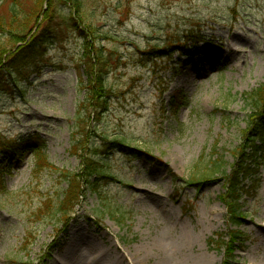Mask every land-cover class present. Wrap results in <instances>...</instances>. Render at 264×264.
I'll list each match as a JSON object with an SVG mask.
<instances>
[{
    "label": "rangeland",
    "instance_id": "1",
    "mask_svg": "<svg viewBox=\"0 0 264 264\" xmlns=\"http://www.w3.org/2000/svg\"><path fill=\"white\" fill-rule=\"evenodd\" d=\"M13 7L0 0V264H71L64 251L78 241L83 251L69 254L76 264H113L120 254L142 264H224L229 251L227 264H264V163L242 200L251 216L233 223L220 200L221 172L232 173L264 106L252 105L264 90V0ZM39 7L49 23L36 16ZM15 13L31 16L24 30L6 25ZM44 29L49 41L26 59ZM83 57L104 64L100 82L79 85ZM121 139L161 165L120 147ZM30 141L41 152H11ZM221 158L209 182L188 183L202 178L198 165ZM90 160L101 175L88 174ZM70 186L74 195L57 216Z\"/></svg>",
    "mask_w": 264,
    "mask_h": 264
},
{
    "label": "trees",
    "instance_id": "2",
    "mask_svg": "<svg viewBox=\"0 0 264 264\" xmlns=\"http://www.w3.org/2000/svg\"><path fill=\"white\" fill-rule=\"evenodd\" d=\"M12 1L14 3L13 9H16L18 7L20 8L22 4V0H12ZM34 1L37 4H41L45 1H48L50 2L51 7H55L58 3H62L65 6L70 5L71 7H74L78 12L80 11V7H82V0H34ZM21 8L24 9L25 7H21ZM39 8L40 9L36 16L40 15L41 17V15H43L42 14L43 9L42 7H39ZM20 14L21 13H18V14L15 13V15L12 16V19L8 23H6V25L7 26H10V25L18 26V27H21L22 30H24L25 29L24 24L26 25L28 24L29 22L28 19L30 20L31 16H29L27 13H23L22 14L23 18L21 19L19 17ZM25 16L27 17L25 18ZM43 16H45L46 22L49 23V13L47 12ZM46 28H47V25H46ZM45 29L44 31L41 32V34L37 38L34 37L32 43L29 44L28 47H26L28 51V52L25 51V53H27L26 59H30V55H29L30 53L35 54L39 52L42 49L45 42L49 41L50 37L47 36V31L45 32ZM21 32L16 33L14 43L21 41L22 39L20 38ZM44 36H47L46 40L43 39ZM13 37L14 35H12V38ZM173 44H171V46H177L180 43H173ZM204 55H206V57L208 58H212L209 60V62H214L216 65V68L218 69L225 68L226 64L223 62L222 59L221 60L219 59L217 62L218 57L216 54L205 53ZM1 59L2 57H0V60ZM11 60L12 59L10 58V61ZM92 62H93L92 58L87 57V60H86L83 57L82 62L79 64L78 69L82 70L79 73V78H78V82L80 86H84L85 82L87 81L84 79L85 77H87L88 80L89 78L91 79V77H94L99 82L101 81L102 73L104 71L103 70L104 64L100 62L99 60L95 65H93ZM10 63L13 64L14 66H12ZM10 63H9L10 68H14L15 66L18 65L17 59H14V61H11ZM91 66L93 68L97 66L96 70L92 69ZM84 67L85 69H83ZM27 68L28 67H26V69ZM35 68H37V65H35ZM263 100H264V90L261 94V97H257L255 101H252V105L258 106L259 103L262 102ZM180 104L181 102L179 101L178 105ZM252 122H253L252 126L244 135V138H243L244 146L241 147V149H238L237 151L238 155H236L237 153H234V156L236 158V163H234L233 171L230 175L227 176L225 175L224 172H221V168H223V166L225 165L224 158H221V159H217V161L213 163L207 164V166L204 169H201V166L198 165L197 166L198 172L203 171L202 178L198 179V177L194 175L188 182L190 185L197 186L198 188H200L201 186H203L204 183H207L210 181V179L203 180L204 178H206L205 176L208 175L207 173L216 175L221 172L224 181H226L227 183L226 185L227 189H226V192L220 197V200L227 207L229 218L233 223H239L241 220H245L248 216L251 215V213L244 211L245 202L242 200L245 196L249 195L251 190L254 191L257 188V181H253V180L258 178L260 166L262 163H264V106L261 112L257 116L252 118ZM100 137L104 138L105 140H108V135L106 133H101ZM74 143L76 144V142ZM116 143H118L119 146L124 149H128L131 152H135L138 157L146 159L147 161L153 163L154 165L155 164L161 165V162L156 157L152 156L148 152L142 151L141 149H135V148L130 147L126 143L125 140L123 141L122 139L120 141L117 140ZM26 148H29L32 151L41 152L42 146L40 143L32 142V141H30L27 146H23L22 144L16 142L15 144L11 145V152L21 154V152ZM75 149H77V147ZM215 149L217 148L215 147ZM94 151L97 152L99 151V149H94ZM87 166L88 167L86 170H88V174H90V176H92L95 173L98 174V172L100 173L101 171L100 170L101 168H97L98 167L97 161L90 160ZM102 175H105V174H102ZM246 181L250 182L249 183L250 185H248ZM75 188L76 187L74 186L69 187V193L67 194L65 198L62 199V201H60L62 207L61 209L60 208L58 209L57 216L58 214L62 213L61 211L63 212L65 211L63 208L65 204H67L70 201V196L74 195L73 193H74ZM233 237L235 239L238 236L236 234H233ZM230 254L231 253L229 251V255H227L225 259L226 262L224 264H227L229 261H231L232 256Z\"/></svg>",
    "mask_w": 264,
    "mask_h": 264
},
{
    "label": "bare ground",
    "instance_id": "3",
    "mask_svg": "<svg viewBox=\"0 0 264 264\" xmlns=\"http://www.w3.org/2000/svg\"><path fill=\"white\" fill-rule=\"evenodd\" d=\"M74 250H73V247H72V245H69L67 248H66V251H64V255L66 254V253H68L69 251V253L67 254V259H70V261H72V263L71 264H76V262L77 261H75V259L73 260L72 259V255L71 256H69V254L70 253H72L73 254V252L74 253H80L81 251H83V247H82V245H81V241H78L76 244L74 243ZM162 250H165V249H167V248H165L164 249V247H160ZM178 249V247H175L174 249H173V247H171V251H175V250H177ZM71 251H73V252H71ZM62 255H63V253H62ZM93 255V254H92ZM65 257V258H66ZM91 261H90V263L91 264H105V260H101L100 262H94V259H90ZM60 262V264H66V263H62V261L60 260L59 261ZM58 262V263H59ZM57 263V262H56ZM141 262L140 261H138V259H137V255H134V257L133 258H131V260L130 261H128L126 258H125V256L123 255V254H120V256H119V259H118V261H117V263L115 262V263H113V264H140ZM142 264V263H141ZM157 264H167V259H166V261H164V260H162L161 262H159V263H157Z\"/></svg>",
    "mask_w": 264,
    "mask_h": 264
}]
</instances>
